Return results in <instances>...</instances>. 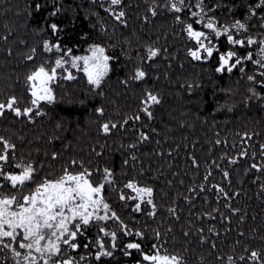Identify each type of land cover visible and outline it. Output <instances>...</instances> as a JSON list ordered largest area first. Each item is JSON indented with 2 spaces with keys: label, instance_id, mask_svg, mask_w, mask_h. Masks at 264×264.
<instances>
[{
  "label": "trees",
  "instance_id": "obj_1",
  "mask_svg": "<svg viewBox=\"0 0 264 264\" xmlns=\"http://www.w3.org/2000/svg\"><path fill=\"white\" fill-rule=\"evenodd\" d=\"M171 2L122 0L113 6L110 0H0V103L16 97L17 107L32 109L30 116L5 110L0 117V137L15 145L4 169L19 174L15 165L31 164L36 170L35 182L24 188L12 189L0 179L3 191L19 198L65 170H87L94 183H103L104 200L119 220L82 228L78 248L67 249V257L81 264H143V255L157 251L178 256L182 264H264V68L243 60L248 53L259 59V44L234 47L192 15L200 12L217 28L259 42L264 41V6L257 7L259 0H199L201 11L198 0H185L175 12ZM121 11L125 15L117 20ZM237 21L246 30L234 28ZM187 24L210 35L212 57L189 55L198 45L188 36ZM45 41L62 50L45 51ZM94 46L111 58L99 88L83 72L59 68L53 101L32 105L28 75L41 65L55 67L65 53L82 56ZM149 48L158 50L151 60ZM228 51H235L242 65L231 73L217 72L220 55ZM137 69L145 72L142 80L133 78ZM68 72L73 79H66ZM149 92L160 100L149 108L151 118L143 111ZM105 169L112 173L111 183ZM128 183L151 187L155 208L143 203L135 211L139 202L129 198L136 195L125 187ZM129 243L140 244V250L128 249ZM101 251L112 254L97 260ZM252 251L261 254L259 262L251 259ZM0 264H15L9 250L0 253Z\"/></svg>",
  "mask_w": 264,
  "mask_h": 264
},
{
  "label": "snow or ice",
  "instance_id": "obj_2",
  "mask_svg": "<svg viewBox=\"0 0 264 264\" xmlns=\"http://www.w3.org/2000/svg\"><path fill=\"white\" fill-rule=\"evenodd\" d=\"M111 5L120 6L122 0H110ZM185 4V0H174L171 2L170 7L175 12H180L181 7ZM198 7L203 11V3L198 0ZM264 6V0H259L257 7ZM124 12L121 11L116 15V19L120 20L124 16ZM153 15L155 11L153 10ZM194 17H199L196 23H203V26L210 30V33H214L215 37L219 38L222 35L226 37L228 44L232 46H252L259 44V59L253 60L252 53H248L243 60L252 61L256 65L264 68V41H257L250 37L241 39L231 34L230 29L217 28L214 19L205 20L204 16L200 12H193ZM255 15V12L252 13ZM180 22V17L176 18ZM237 30L245 29V25L237 21L233 26ZM53 31H56L57 26L51 25ZM186 32L190 38L195 40L198 48L190 50L189 55L194 60H201V53L206 54V57L213 56L214 47L210 39V35L203 31H196L193 29L192 24H187ZM246 30V29H245ZM44 50L51 52L53 48L57 52L62 49L59 44H50L48 41L44 42ZM35 51V50H33ZM91 56L75 57L72 59V67L78 68V61L83 60V71L88 78V83L99 88L101 81L107 75L109 70L108 62L111 59L105 55V49L102 47H93L91 49ZM147 58L153 59L158 55V50L149 48L147 50ZM67 55V53H65ZM236 57L235 51H228L226 54H221L219 57V67L216 68L217 72L229 73L237 65H242L243 60L236 57L234 62L233 58ZM32 59V57H28ZM64 61L61 59L55 60V67L47 69L44 65H41L37 70L27 76L29 82L32 100L31 103L34 106H38L40 101H53L51 84L57 79V69L63 67ZM231 62V63H230ZM243 71V68H241ZM264 76V72L261 73ZM145 77V72L137 69L134 75V79L142 80ZM74 77L69 74L66 79H73ZM249 81H254L253 76L248 77ZM255 96L256 93L253 92ZM264 99V97H260ZM146 105L143 111L149 118L152 116V112L149 108L152 105L160 103L159 98L152 94L147 93L146 99L143 101ZM16 97L10 98L6 103H0V117L5 115V110L14 113L16 117L30 116L32 109H21L16 106ZM102 114V110H99ZM39 114V113H38ZM139 119V116L136 117ZM127 123V121H125ZM112 128L116 127V124L111 125ZM110 130L109 124L103 125L104 133H108ZM142 139L147 140L148 137L142 134ZM250 139V137H249ZM0 144L3 145V151H0V176L8 182L12 189L24 188L29 183H34L36 178L35 168L29 164L27 166L15 165L20 168L19 174H8L5 172L4 165L9 162V152L15 148V145L8 143L4 138L0 137ZM135 147V145H132ZM244 155V153H242ZM195 164L196 162L193 161ZM231 163H236L232 160ZM252 168L257 171H261L262 168L257 164H252ZM112 173L105 169V178L107 183H111L110 177ZM210 175V173H209ZM224 177L227 178L229 173L225 171ZM207 176L205 180H207ZM3 185H0V251L7 249L11 252L15 258V264H76L73 258L67 257V249L75 251L78 248V244L75 243L77 237L81 234L82 228L88 226L91 222L116 219L119 220L115 211H112L110 205L104 201L103 189L105 185L103 183L96 184L91 180V173L84 170L78 174L69 173L65 170L64 175L56 179L43 178L34 189H30L27 195L21 194L19 198L15 194L6 193L3 191ZM125 187L132 189L136 196L129 197L130 199H138L140 202L136 204L135 211L141 210V204L146 203L155 208L153 197V189L151 187H137L135 183H128ZM220 193H224V189L216 185H213ZM204 189L201 188V191ZM227 199V194L225 193ZM121 200L126 199L121 195ZM101 211L103 215H101ZM174 211V210H172ZM149 215H155L154 212H150ZM126 227V225L124 226ZM101 232H104V228H100ZM109 235V233H105ZM114 240L115 233L110 234ZM141 235V233H136ZM159 237V233H157ZM99 248L104 249L105 244L102 241H97ZM13 245H17V247ZM62 245H66V248H62ZM87 247V245H85ZM155 247V246H154ZM128 249L140 250L141 246L138 243L127 244ZM35 253V254H34ZM110 251H101L96 259L99 260L101 256H110ZM251 259L259 262L261 254L257 251H252ZM59 257V259H56ZM81 259H83L81 257ZM229 262L232 261V257H229ZM241 259H244L241 257ZM143 260L147 264H182V259L176 255H160L157 251L154 255H143Z\"/></svg>",
  "mask_w": 264,
  "mask_h": 264
},
{
  "label": "rangeland",
  "instance_id": "obj_3",
  "mask_svg": "<svg viewBox=\"0 0 264 264\" xmlns=\"http://www.w3.org/2000/svg\"><path fill=\"white\" fill-rule=\"evenodd\" d=\"M94 47H97V46H94ZM99 47V46H98ZM93 48V47H92ZM91 48V49H92ZM91 49H90V51L87 53V54H85V55H82V56H73V55H70V54H67V55H64V56H62L61 58L64 60V61H66L65 63H64V65H63V67H61V68H64V69H69V68H73L72 67V59L73 58H75V57H85V56H91ZM105 55H107L106 54V51H105ZM201 55H202V53H201ZM60 58V59H61ZM78 63V65H79V67L78 68H74L76 71H80V72H83L84 73V71H83V60H80V61H78L77 62ZM231 63V62H230ZM108 65L110 66V60H109V62H108ZM59 69V68H58ZM57 69V70H58ZM68 71H70V70H68ZM109 71V70H108ZM69 73V72H68ZM108 73V72H107ZM70 74V73H69ZM85 74V73H84ZM87 77V76H86ZM57 78H58V75H57ZM105 78V77H104ZM88 79V78H87ZM57 80V79H56ZM56 82V81H55ZM55 82H53L52 84H51V88H52V95H53V85H54V83ZM43 102H48V101H40L39 102V104H38V106L41 104V103H43ZM0 179H4V177L3 176H0ZM2 182H4L5 181V179L4 180H1ZM0 185H2L1 184V182H0ZM138 187V186H137ZM135 195H136V193H135ZM138 200V199H137ZM105 201V200H104ZM138 202H140L139 200H138ZM101 215H103V212L101 211V213H100ZM108 220H110V219H108ZM95 221V220H94ZM93 221V222H94ZM101 221H107V220H101ZM14 247H17V250H19V251H21L22 253L24 252V250H21V249H19L18 248V246L17 245H13ZM66 245H62V248H64ZM67 247V246H66ZM4 250H7V249H4ZM4 250H2V251H0V253L1 252H3ZM35 254V253H34ZM160 255H164V254H160ZM56 259H59V257H57ZM74 259V258H73ZM76 261V260H75ZM40 264H43V262L41 261L40 262ZM76 264H81L79 261H76ZM143 264H147V262L146 261H144L143 262Z\"/></svg>",
  "mask_w": 264,
  "mask_h": 264
}]
</instances>
